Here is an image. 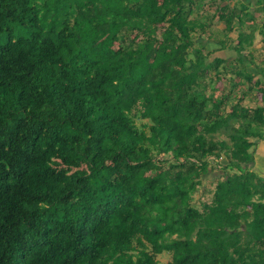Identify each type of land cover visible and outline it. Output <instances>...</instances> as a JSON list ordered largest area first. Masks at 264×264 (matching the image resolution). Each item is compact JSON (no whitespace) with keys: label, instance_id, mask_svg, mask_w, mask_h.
Returning a JSON list of instances; mask_svg holds the SVG:
<instances>
[{"label":"trees","instance_id":"16d2710c","mask_svg":"<svg viewBox=\"0 0 264 264\" xmlns=\"http://www.w3.org/2000/svg\"><path fill=\"white\" fill-rule=\"evenodd\" d=\"M247 8L0 0V264H264Z\"/></svg>","mask_w":264,"mask_h":264},{"label":"crops","instance_id":"0c3cea01","mask_svg":"<svg viewBox=\"0 0 264 264\" xmlns=\"http://www.w3.org/2000/svg\"><path fill=\"white\" fill-rule=\"evenodd\" d=\"M240 1L244 2L248 6L247 10L249 11V15L257 19L259 22V25L261 23H264V0H240ZM251 21L252 20H250L249 22ZM261 38H262V33L260 32V28H257V30L255 31V35H254V42L257 39H259L260 41L259 47H258L259 48L258 56L260 58L262 57L261 56L262 52L260 48L262 44ZM234 53L235 51L232 50L231 48H224V58H226L227 61H230L236 56L235 55L236 53L235 54ZM248 62H246V64H250V65L255 64L254 62H250V63ZM254 162H255L256 169L258 168L260 170V171L259 170L257 171L261 174H264V140H260L258 142L257 148L254 152Z\"/></svg>","mask_w":264,"mask_h":264},{"label":"rangeland","instance_id":"374dc122","mask_svg":"<svg viewBox=\"0 0 264 264\" xmlns=\"http://www.w3.org/2000/svg\"><path fill=\"white\" fill-rule=\"evenodd\" d=\"M219 26H222V25H220V24H218ZM217 25V26H218ZM259 43H260V41H259V39H257V40H255V42L253 41V45H252V51H253V53H254V56H256V57H254V59H253V61H251V60H246V62H248V61H250V62H254V63H256L257 65H260V68H262L263 67V65H262V63H260V57L258 56L259 55V53H258V50H259ZM216 53H218V54H224V51H219V52H214L213 54H210V56H212V55H214V54H216ZM235 54V53H234ZM261 54V53H260ZM236 55V54H235ZM250 62H248V63H250ZM247 65H249L250 66V64H247ZM263 69V68H262ZM251 94H253V93H251ZM251 94H249V95H251ZM246 96V98L244 99V103L245 104H248V105H255V104H257V103H260L261 102V99H260V93L259 92H255L254 93V95H251V96ZM256 170H259L258 168L256 169ZM260 171V170H259ZM220 174V170L218 169V168H216L214 171H208V173H207V176L206 177H209V178H212V177H214V176H217V175H219ZM205 179V178H204ZM169 258V254L168 253H166V252H164V253H162V254H159L158 255V261H157V263L156 264H165L166 263V261H167V259Z\"/></svg>","mask_w":264,"mask_h":264}]
</instances>
